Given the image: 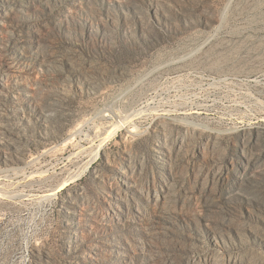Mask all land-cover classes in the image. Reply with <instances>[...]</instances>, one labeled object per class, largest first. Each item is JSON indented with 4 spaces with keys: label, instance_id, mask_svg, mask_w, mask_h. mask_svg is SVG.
Returning <instances> with one entry per match:
<instances>
[{
    "label": "rangeland",
    "instance_id": "rangeland-1",
    "mask_svg": "<svg viewBox=\"0 0 264 264\" xmlns=\"http://www.w3.org/2000/svg\"><path fill=\"white\" fill-rule=\"evenodd\" d=\"M0 264H264V0H0Z\"/></svg>",
    "mask_w": 264,
    "mask_h": 264
}]
</instances>
